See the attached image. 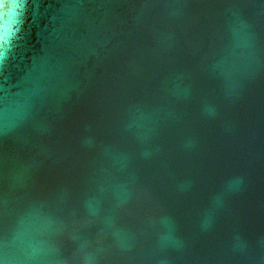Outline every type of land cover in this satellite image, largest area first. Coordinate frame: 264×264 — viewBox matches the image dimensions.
Segmentation results:
<instances>
[{
	"label": "water",
	"instance_id": "1",
	"mask_svg": "<svg viewBox=\"0 0 264 264\" xmlns=\"http://www.w3.org/2000/svg\"><path fill=\"white\" fill-rule=\"evenodd\" d=\"M0 264H264V0H28Z\"/></svg>",
	"mask_w": 264,
	"mask_h": 264
},
{
	"label": "clouds",
	"instance_id": "2",
	"mask_svg": "<svg viewBox=\"0 0 264 264\" xmlns=\"http://www.w3.org/2000/svg\"><path fill=\"white\" fill-rule=\"evenodd\" d=\"M28 9V0H0V64L8 59L9 45L13 37L23 29Z\"/></svg>",
	"mask_w": 264,
	"mask_h": 264
}]
</instances>
